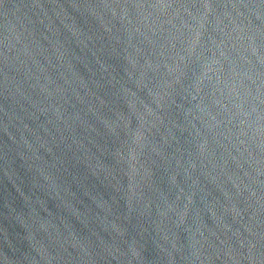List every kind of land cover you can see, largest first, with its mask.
I'll list each match as a JSON object with an SVG mask.
<instances>
[{
  "label": "water",
  "instance_id": "obj_1",
  "mask_svg": "<svg viewBox=\"0 0 264 264\" xmlns=\"http://www.w3.org/2000/svg\"><path fill=\"white\" fill-rule=\"evenodd\" d=\"M193 64L264 210V0H152Z\"/></svg>",
  "mask_w": 264,
  "mask_h": 264
}]
</instances>
